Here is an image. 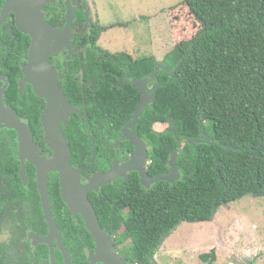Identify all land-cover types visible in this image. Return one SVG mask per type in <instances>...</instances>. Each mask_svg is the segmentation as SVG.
Here are the masks:
<instances>
[{
    "label": "trees",
    "instance_id": "obj_1",
    "mask_svg": "<svg viewBox=\"0 0 264 264\" xmlns=\"http://www.w3.org/2000/svg\"><path fill=\"white\" fill-rule=\"evenodd\" d=\"M168 15L173 49L162 60L116 55L132 80L158 72L156 96L135 126L150 147L148 176L168 174L181 149L182 180L145 190L134 174L112 207L96 209L132 259L153 255L181 224L209 223L222 206L264 197V0H183ZM108 65L97 107L118 114L121 128L140 95L132 84L112 86L118 68Z\"/></svg>",
    "mask_w": 264,
    "mask_h": 264
},
{
    "label": "flooded vegetation",
    "instance_id": "obj_2",
    "mask_svg": "<svg viewBox=\"0 0 264 264\" xmlns=\"http://www.w3.org/2000/svg\"><path fill=\"white\" fill-rule=\"evenodd\" d=\"M5 8L6 0H0V264H116V257L126 264H159L157 255L171 235L160 242L153 255L132 259L126 252L128 243H117L120 231L110 233L96 213L97 208L106 211V206L112 207L130 178L134 174L139 177L137 171L129 170L138 150L136 141L144 145L147 157L150 150L136 132V125L124 131L130 120L119 128L118 114L99 111L97 107L98 90L109 86L101 83L107 73L101 65L109 67L111 63L118 68L117 82L112 84L115 88L132 84L127 68L116 59V55L128 53L111 54L97 47L98 37L106 29L91 19L89 0H44L41 11L47 24L68 31L71 36V50L63 47L48 57L59 88L75 110L66 125L60 124L71 152L70 164L85 188L95 183V177L113 176L112 181L88 193L100 227L108 237L110 250L100 251L97 238L86 228L82 216L74 214L62 200L59 174L47 165L55 156L46 142L43 125L47 101L31 83L36 78L28 80L24 73L31 38L18 27L16 14L4 13ZM151 80L146 84L149 95L158 85ZM44 176L49 196L46 209L60 243L56 237L50 243H41L51 234L40 195V177Z\"/></svg>",
    "mask_w": 264,
    "mask_h": 264
},
{
    "label": "rangeland",
    "instance_id": "obj_3",
    "mask_svg": "<svg viewBox=\"0 0 264 264\" xmlns=\"http://www.w3.org/2000/svg\"><path fill=\"white\" fill-rule=\"evenodd\" d=\"M182 1L89 0L91 19L106 29L97 47L162 60L173 49L169 9ZM160 251L159 264H205L200 256L209 253L214 255L210 264H264V197L247 196L222 206L209 223L181 224Z\"/></svg>",
    "mask_w": 264,
    "mask_h": 264
},
{
    "label": "water",
    "instance_id": "obj_4",
    "mask_svg": "<svg viewBox=\"0 0 264 264\" xmlns=\"http://www.w3.org/2000/svg\"><path fill=\"white\" fill-rule=\"evenodd\" d=\"M43 5L44 0H6L4 13L9 11L16 14L18 27L31 38L28 65L24 67V73L28 80L36 78L31 80V83L35 85L36 92L47 101V109L43 115V125L47 132L46 142L55 153V156L47 161V165L50 166L51 171L59 174L61 198L74 214L79 213L82 216L86 228L97 238V246L100 251H108L110 250L108 237L100 227L95 210L88 200V193L92 190H98L101 185L112 181L113 176L109 174L102 178L99 176L95 177V183L85 188L80 185L79 173L70 164L71 152L61 131L60 124L64 123L66 125L69 116L75 110L70 106L63 91L59 88L56 74L48 63V57L59 53L63 47L71 50V36L68 31H59L47 24L41 11ZM156 75L154 73L148 79L132 81V84L139 91L140 102L129 123L125 126V132L137 124L145 108L153 102L158 87L154 89L153 95H149L146 92V84L149 80L155 78ZM131 140V142H137L138 150L134 154L129 170L134 169L138 172L143 187L149 189L151 185H156L159 182L174 184L176 181L182 180L181 171L177 164V159L181 152L180 146L170 155L168 161L169 173L151 178L147 174L148 157L146 150H144V145L139 141ZM28 144V142L25 143V145ZM40 166H42L41 163L37 165L38 168ZM46 182L45 176L40 177L41 202L45 210V218L50 225L51 234L49 235L50 239H43L41 243H50L52 237H56L58 243H60L53 220L46 209L49 200ZM114 261L116 264H126L120 261L118 257Z\"/></svg>",
    "mask_w": 264,
    "mask_h": 264
}]
</instances>
